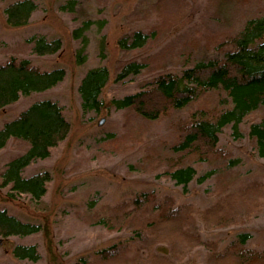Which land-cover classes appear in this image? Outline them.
<instances>
[{
    "label": "rangeland",
    "instance_id": "1",
    "mask_svg": "<svg viewBox=\"0 0 264 264\" xmlns=\"http://www.w3.org/2000/svg\"><path fill=\"white\" fill-rule=\"evenodd\" d=\"M11 1L14 0H0V62L11 55L25 56L40 68L63 67L66 73L55 85L21 94L0 108V127L34 101L50 98L62 105L70 130L51 148L49 156L23 169L25 176L42 170L52 175L47 191L38 201L26 194L9 199L8 187L0 186V208L45 227L0 239V264H81L82 259L90 263L96 250L131 235L124 228L107 229L90 223L92 211L100 205L129 200L137 191L152 190L157 198L171 196L176 204L190 202L205 207L215 200L219 188L225 192L254 182L264 183V156L256 153L248 133L249 124L264 117V106L249 112L239 123L241 135L233 133L231 125L223 128L215 155L195 162L198 175L211 172L202 181L194 178L184 187L157 175V171L142 168L139 160L146 149L167 146L180 133L176 118L180 112L185 116L186 109L147 125H134L143 136L139 141L128 137L125 110L107 103L112 97L137 91L158 73L179 72L198 58L223 57L231 46L212 45L206 34L234 32L248 18L243 13L250 16L255 12V3L264 5V0H253L252 4L244 0H75L73 10L61 8L67 0H36L38 6L28 23L18 26L6 21L4 8ZM85 19L92 22L84 30L87 41L79 52L82 41L76 29ZM137 29L150 34L139 46L131 44L130 39ZM40 34L47 39L60 37L62 47L54 53H36L35 41L30 38ZM82 54L85 58L79 62ZM131 60L147 64L138 73L117 78L121 67ZM100 65L109 68L108 81L100 94L107 106L84 110L79 84L89 68ZM26 147L28 142L9 138L0 149V172L11 157ZM196 228L203 242L190 250H176L178 257L171 252L178 264H205L210 251L205 242L213 241L216 253L242 232L249 233L247 248H264V208L245 221L213 228H206L196 219ZM19 243L36 244L40 257L18 258L13 247Z\"/></svg>",
    "mask_w": 264,
    "mask_h": 264
},
{
    "label": "trees",
    "instance_id": "2",
    "mask_svg": "<svg viewBox=\"0 0 264 264\" xmlns=\"http://www.w3.org/2000/svg\"><path fill=\"white\" fill-rule=\"evenodd\" d=\"M74 3L75 0H67L61 8L73 10ZM37 6L36 0L11 1L4 8L7 23L13 26L28 23ZM254 9L250 16L243 13L248 18L234 32L222 30L206 34L212 45L231 46L223 57L195 59L179 72L158 73L143 82L137 91L108 100V106L125 110L124 126L129 127L128 137L139 141L143 136L134 125H147L172 116L176 110L186 109L185 116L180 112L176 118L180 133L167 142V146L146 149L139 160L142 168L157 171V175L167 176L184 187L194 178L202 181L211 171L198 175L195 162L209 160L215 155L223 128L231 125L233 133L241 135L239 123L249 112L264 106V5L258 1ZM91 22L85 19L76 29L82 41L79 52L86 44L84 30ZM149 37L148 32L137 29L131 34V44L142 45ZM30 40L35 41L33 50L40 54L54 53L62 47L60 37L47 39L40 34L31 36ZM84 58L82 54L78 61ZM146 64L145 61H128L117 78L138 73ZM65 73L63 67L43 69L28 57L9 56L0 62V108L21 94L55 85ZM108 78L109 68L105 65L86 71L78 87L84 110H101L107 106L100 94ZM69 130L70 122L62 105L50 98L34 101L4 122L0 127V149L11 137L28 142V147L11 157L0 172V186L8 187L9 199L26 194L38 201L45 194L51 173L42 170L25 176L23 169L30 162L49 156L51 148L62 141ZM248 133L256 153L264 156V117L252 121ZM223 191V187L219 188L215 200L205 207L190 202L176 204L171 196L157 198L152 190L137 191L129 200L115 205H100L88 218L90 223L101 224L107 229L124 228L131 235L96 250L90 263L82 259L81 264H178L174 257L176 250H190L203 242L196 231V219L206 228H213L245 221L264 208V183L254 182ZM42 229L45 227L41 223L24 221L6 208H0V239ZM248 237V232L239 233L216 253L214 242H205L210 248L205 264H264V248H247ZM13 252L18 258L36 260L40 257L36 244L32 243L16 244Z\"/></svg>",
    "mask_w": 264,
    "mask_h": 264
},
{
    "label": "water",
    "instance_id": "3",
    "mask_svg": "<svg viewBox=\"0 0 264 264\" xmlns=\"http://www.w3.org/2000/svg\"><path fill=\"white\" fill-rule=\"evenodd\" d=\"M103 120H104V118H102V119L100 120V123L103 122Z\"/></svg>",
    "mask_w": 264,
    "mask_h": 264
}]
</instances>
